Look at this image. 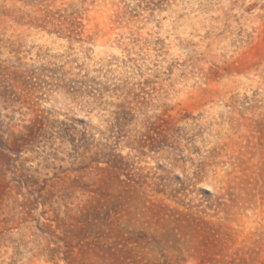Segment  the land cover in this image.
Masks as SVG:
<instances>
[{"label": "rangeland", "instance_id": "obj_1", "mask_svg": "<svg viewBox=\"0 0 264 264\" xmlns=\"http://www.w3.org/2000/svg\"><path fill=\"white\" fill-rule=\"evenodd\" d=\"M0 129V264H264V0H0Z\"/></svg>", "mask_w": 264, "mask_h": 264}, {"label": "trees", "instance_id": "obj_2", "mask_svg": "<svg viewBox=\"0 0 264 264\" xmlns=\"http://www.w3.org/2000/svg\"><path fill=\"white\" fill-rule=\"evenodd\" d=\"M31 129V128H30ZM24 135L23 134H20V135H14V144L18 147L22 146L20 145L21 142H20V139L23 137ZM0 138H1V129H0ZM0 146H6V148L9 149V147H7V145H0ZM11 150V148L9 149ZM18 150V149H17Z\"/></svg>", "mask_w": 264, "mask_h": 264}]
</instances>
